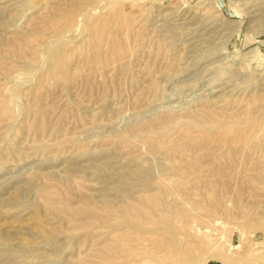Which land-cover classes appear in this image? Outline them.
I'll use <instances>...</instances> for the list:
<instances>
[{"label":"rangeland","instance_id":"374dc122","mask_svg":"<svg viewBox=\"0 0 264 264\" xmlns=\"http://www.w3.org/2000/svg\"><path fill=\"white\" fill-rule=\"evenodd\" d=\"M0 264H264V0H0Z\"/></svg>","mask_w":264,"mask_h":264}]
</instances>
